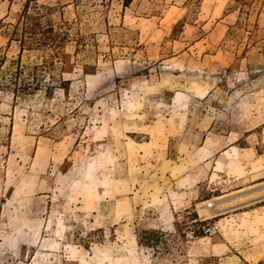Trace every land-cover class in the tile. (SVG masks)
Wrapping results in <instances>:
<instances>
[{"label":"rangeland","instance_id":"374dc122","mask_svg":"<svg viewBox=\"0 0 264 264\" xmlns=\"http://www.w3.org/2000/svg\"><path fill=\"white\" fill-rule=\"evenodd\" d=\"M38 3L70 40L15 97L0 27V264H176L139 237L192 209L177 264H264V0Z\"/></svg>","mask_w":264,"mask_h":264},{"label":"trees","instance_id":"16d2710c","mask_svg":"<svg viewBox=\"0 0 264 264\" xmlns=\"http://www.w3.org/2000/svg\"><path fill=\"white\" fill-rule=\"evenodd\" d=\"M9 2L12 3L10 0ZM38 2L39 0H25L16 13L11 12L10 6L6 18L0 20V27L7 33L8 45L13 44L18 51V56L12 60L1 87L11 90L15 97L38 90L40 77L44 74L52 76L62 50L70 40L63 22L58 21L61 20L59 11L54 7L40 5ZM129 3L130 0H124V6ZM175 28L176 26L173 31ZM24 51L43 53L40 64L29 68V72L20 62V56ZM4 58L5 55L0 56V73L5 63ZM182 218L178 233L144 231L139 237V246L151 249L156 258L174 255L172 259L177 264L178 256L184 255L183 252L191 239L205 237L209 232V228L205 226L210 221L200 220L194 209L185 210Z\"/></svg>","mask_w":264,"mask_h":264}]
</instances>
